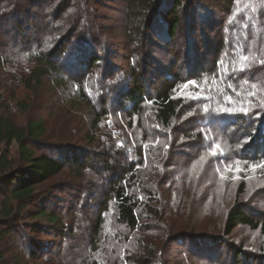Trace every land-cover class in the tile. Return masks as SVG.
<instances>
[{
	"label": "rangeland",
	"instance_id": "374dc122",
	"mask_svg": "<svg viewBox=\"0 0 264 264\" xmlns=\"http://www.w3.org/2000/svg\"><path fill=\"white\" fill-rule=\"evenodd\" d=\"M221 1L202 0L210 9H204L205 20H201L200 10L194 11L199 15L194 34L187 27L192 11L185 2L174 13L179 26L173 40L167 37L164 24L149 39L137 33L132 40L127 33L128 0H0V118H11L18 126L43 120L45 135L34 148L37 154L59 159L69 151L85 150L96 156L110 145L122 154L118 157L110 153L107 164L90 160L82 170L66 166L36 187V204L24 207L9 224V236L0 242L3 264H91L89 222L95 218L103 193L119 176V170L123 171L126 162L139 161L137 153L143 162L138 168L142 178L151 184V196L159 213V220L144 219L140 226L148 225L142 232L144 236L166 238L161 255L167 264H264V232L237 226L230 236L223 234L226 214L233 205L240 206L249 217L264 221V168L258 167L264 158L253 161L251 155L249 161L244 155L252 143L264 152V141H254L255 136L260 139L263 135L264 130L258 129L264 123L249 119L229 128L227 120L224 124L214 121L213 109L205 104L206 76L199 75L210 66L220 38L218 22L224 15L217 5ZM19 4L17 28L7 17ZM74 16L86 22L80 28L81 34L96 35L99 43H105L106 47L101 45L94 51L102 60L93 68L85 60L70 69L57 60L62 82L52 74L32 91L27 90L23 81L34 65L30 55L44 48L55 49L73 27ZM162 19L167 21V17ZM149 42L154 47L148 54ZM90 46L95 48L92 42ZM104 49L109 50L107 57ZM141 56L146 60L141 62ZM131 57L135 62H130ZM256 62L264 67L263 60ZM105 63L119 70L118 74L111 76L115 70L108 72ZM144 65H148L144 74L148 88H155L161 80L170 83L176 76L182 77L175 96L183 102L179 117L169 127L159 122L150 101L139 117L130 119L120 110L118 91L130 68L137 67L139 73ZM75 79L83 81V94L92 110L84 101L79 102L81 90ZM258 100L264 101L263 91ZM92 113L100 116L93 130ZM17 147L13 143L5 155L16 160ZM0 150H5L4 145ZM3 186L0 182V201ZM130 191L139 195L142 188L139 185ZM139 196L147 198L146 194ZM35 205L58 222L52 225L37 218ZM116 218L112 200L105 214L106 243L117 241L127 232L117 225ZM4 228L0 226V230ZM142 233H131L129 239L137 241ZM147 247L156 249L150 241Z\"/></svg>",
	"mask_w": 264,
	"mask_h": 264
},
{
	"label": "trees",
	"instance_id": "16d2710c",
	"mask_svg": "<svg viewBox=\"0 0 264 264\" xmlns=\"http://www.w3.org/2000/svg\"><path fill=\"white\" fill-rule=\"evenodd\" d=\"M185 2V7L189 5L188 11H192V17L186 20L187 27L194 34L199 18V15L197 16L194 11L200 10L202 12L200 17L203 20L205 18L203 16L204 9H210L202 0H128V35L132 40H135L133 38L137 33L145 34L147 40L152 37L153 33L159 31L158 26L164 24L167 37L173 40L179 26V20L174 13H177L176 11L184 6ZM217 7L224 15L223 20L218 22L221 25L220 38L213 51L210 66L199 75L200 78L206 76L203 79L206 82L204 90L207 94L204 95L206 97L205 104L210 106V110L213 109V115L216 116L214 121L219 120L224 124L227 120L229 128L238 125L237 123L243 124L249 119L261 120L264 123V116L258 115L260 112H264V101H257L259 93L264 92V75L261 76L264 67H259L256 64L257 60H263L264 63V0H222ZM20 11L19 4L11 13H8L7 17L14 22L17 28L20 24ZM206 15L209 16L207 13ZM163 16L167 17L165 23L162 21ZM74 17L73 27L66 32L67 36L62 39L61 43L58 42L59 45L55 49L47 51L48 49L44 48L43 51H35L33 56L30 55V60L34 65L23 81L27 90L32 91L34 87L42 84L44 77L52 74L57 76V81L62 82V79L58 78L62 72L59 71L57 60H62L63 66L67 65L69 69L76 63L82 65L85 60L93 68L102 60V57L97 56V51H94L105 43H99L100 39L96 35L92 37L88 33L81 34L83 32L80 28L86 22L80 16ZM211 17L213 19L212 15ZM77 33H79L78 37ZM91 42L95 48L90 46ZM104 46L106 47V45ZM146 46L148 54L151 53L154 45L149 42ZM191 47L188 45V48ZM109 54V50L104 49V55L107 57ZM242 56L248 57L247 62L241 59ZM142 57L141 62L145 59ZM130 62H135L133 57L130 58ZM241 65H244V70H241ZM147 66L141 67L139 73L136 72L137 67L130 68L127 79L118 91L121 96L120 110L130 119L132 116L139 117L142 115L145 104L150 101L155 107V114L159 122L164 127H169L179 117L178 112L183 102L182 99L175 96L177 85L181 82L182 77L176 76V79L170 83L161 80L155 88H148L144 80ZM105 68L108 72L116 69L108 63H105ZM117 72L119 70H115L111 76L118 74ZM200 78L198 77L197 80ZM74 83L82 91L78 95L79 102L84 101L92 110L83 94L85 91L83 81L75 79ZM125 104H127L126 107ZM259 105L261 108L258 107ZM103 112L105 114V111ZM92 114L93 130L99 125L100 116ZM258 130L263 131L264 124ZM44 135L43 120H30L24 126H18L11 118H0V146L4 145L5 147V150H0V182L4 184L1 191L4 196L0 201V226L5 227L0 230V242L9 236L11 233L9 224L24 207L36 204L34 195L36 187L60 174L66 166L82 170L81 168L89 165L90 160L95 159L107 164L110 153H114L118 157L122 156L114 149L113 145L96 156H92L85 150L69 151L59 159L45 153L37 154L34 148ZM260 136L262 140L256 139L255 136L254 141L259 140L258 142L262 143L264 133ZM238 140L235 139V141ZM13 143L18 146L16 160L5 155ZM249 147L250 150L245 151L244 154L246 159H249L251 155L254 157L253 161L260 159V156L264 158V152L257 143H252ZM137 157L139 161L126 162L123 171L119 170L116 180L108 184L107 190L103 193V200L97 206V214L89 222L88 243L91 250L89 256L92 257L91 264H167L161 255L167 243L166 238L161 240L144 236L142 232L147 230L148 225L145 223L140 226V222H143L144 219L146 222L154 217L157 219L159 213L155 207V199L151 196V184L146 178H142L139 170L140 166H143L140 153L139 155L137 153ZM106 167L114 173L118 172L113 167L108 165ZM139 185L142 188L139 195L146 194V199L141 198L138 193L130 191L131 188ZM112 200L115 204L117 225L124 227L127 232L122 236L119 235L116 238L117 241L109 240V243H106L103 234L105 214L108 212V204ZM35 206L37 218H43L52 225L58 222L57 218L49 217L47 210L39 205ZM237 226H247L252 230L259 229L264 232V221L249 217L244 209L233 205L225 217L224 236H230ZM168 230L170 232V226H168ZM139 231L143 234L142 238L137 241L129 239L131 233L135 234ZM149 241L154 245L155 250L148 249ZM0 264H3L1 256Z\"/></svg>",
	"mask_w": 264,
	"mask_h": 264
},
{
	"label": "snow or ice",
	"instance_id": "6c2138e0",
	"mask_svg": "<svg viewBox=\"0 0 264 264\" xmlns=\"http://www.w3.org/2000/svg\"><path fill=\"white\" fill-rule=\"evenodd\" d=\"M241 59H242L243 61L247 62L248 57H246V56H242ZM241 70H244V65H241ZM184 87L187 88L188 85L185 84ZM258 167L264 168V163L259 164ZM236 171L238 172V171H240V169L237 168Z\"/></svg>",
	"mask_w": 264,
	"mask_h": 264
}]
</instances>
